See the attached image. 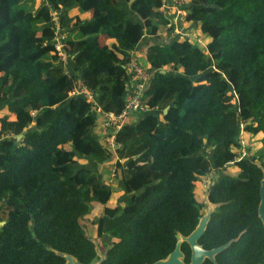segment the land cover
Returning a JSON list of instances; mask_svg holds the SVG:
<instances>
[{
  "label": "trees",
  "instance_id": "trees-1",
  "mask_svg": "<svg viewBox=\"0 0 264 264\" xmlns=\"http://www.w3.org/2000/svg\"><path fill=\"white\" fill-rule=\"evenodd\" d=\"M163 4L0 0V264L165 258L204 213V179L216 206L199 242L212 248L243 233L246 254L256 241L262 262L264 0H186L182 26L196 36L170 39ZM54 10L69 77L53 45ZM144 38L153 40L139 56ZM133 51L152 75L149 111L117 130L111 149L92 132L91 104L68 91L78 79L102 110L120 112ZM243 140L252 147L241 156ZM101 164L123 192L113 205Z\"/></svg>",
  "mask_w": 264,
  "mask_h": 264
},
{
  "label": "built area",
  "instance_id": "built-area-1",
  "mask_svg": "<svg viewBox=\"0 0 264 264\" xmlns=\"http://www.w3.org/2000/svg\"><path fill=\"white\" fill-rule=\"evenodd\" d=\"M185 2L186 0H170L168 2L164 0V10L171 15V19L166 27L174 26L169 32V39L174 37L196 36V33L190 27L182 26V18L186 14L182 7ZM51 14L54 30L53 45L57 52L59 62L65 67L64 73L69 77L70 71L66 67L72 56L66 50L64 41L65 30L59 24L60 12L54 10ZM125 67L129 75L124 92V106L120 112L102 110L98 105L97 93L88 89L85 85L80 84L78 79L68 91L69 97L80 96L91 104V109L97 114L96 123L92 132L111 149L118 146L115 141V132L125 123L133 122L137 117L149 111V107L143 102V96L151 83V72L141 64L135 51L131 53L130 59ZM242 145L244 150L241 152V156L245 155V149L248 150L249 148V145H245L243 141ZM222 172H225V170H222ZM114 173L113 170L111 175L113 176Z\"/></svg>",
  "mask_w": 264,
  "mask_h": 264
},
{
  "label": "water",
  "instance_id": "water-1",
  "mask_svg": "<svg viewBox=\"0 0 264 264\" xmlns=\"http://www.w3.org/2000/svg\"><path fill=\"white\" fill-rule=\"evenodd\" d=\"M160 72H164V70H161ZM168 107H165L163 109V113H165L167 111ZM259 195H260V200L258 203V207H257V214L258 217L260 218L263 228H264V170L262 173V179L260 181V187H259ZM212 209H208V211L206 212V214H204L199 222L198 225L195 227V229L186 237H183V239H185L190 247H191V251H192V255H191V262L189 264H199L202 261V258L204 256H207L210 259H213V255L219 251H221L222 249H224V247H226L227 243L215 247L213 249H209V250H205L203 248H201L199 246V244L197 243V240L199 239V237L203 234L207 222L209 220L210 214H211ZM0 224H3L2 221H0ZM180 243L181 241H178L174 247V249L168 254V256L165 259H159L156 260L152 263H147V264H183L179 257L181 256V251L179 249L180 247ZM96 250H98V247L96 248ZM65 262L64 264H83L79 261H77L75 258H73L71 255L69 254H65ZM264 259V256H263ZM90 264H97L96 262L90 263Z\"/></svg>",
  "mask_w": 264,
  "mask_h": 264
},
{
  "label": "flooded vegetation",
  "instance_id": "flooded-vegetation-1",
  "mask_svg": "<svg viewBox=\"0 0 264 264\" xmlns=\"http://www.w3.org/2000/svg\"><path fill=\"white\" fill-rule=\"evenodd\" d=\"M203 204H204V207H205V210H204V214H206V212L208 211V209H213L215 208V204L213 203H207L205 200L203 201ZM211 211V213H212ZM202 215V216H203ZM211 215V214H210ZM201 216V217H202ZM200 217V218H201ZM210 219V217H209ZM200 220V219H199ZM209 221V220H208ZM199 222V221H198ZM208 223V222H207ZM198 225V223H197ZM196 225V226H197ZM195 226V227H196ZM207 226V225H206ZM195 229V228H194ZM193 229V230H194ZM192 230V231H193ZM191 231V232H192ZM205 231V230H204ZM190 232V233H191ZM189 233V234H190ZM204 233V232H203ZM189 234L187 235H183V234H177V240L175 241V245L178 241H181L180 243V251H181V256L179 257L180 261L183 263V264H189L191 262V255H192V251H191V247L189 245V243L183 239V237H186L188 236ZM243 233H240L237 237H233V238H230L229 240H227L225 243H227L226 247H224V249H222L221 251L215 253L213 255V259H210L208 258L207 256H204L202 258V261L199 263V264H264V259H263V256H264V252H263V256H262V262H256V255L254 253L255 251V245H256V241H253L251 242V244L253 245V249H251V251L253 253H251L249 256L246 254V241H240V237ZM203 235V234H202ZM201 235V236H202ZM201 236L199 237V239L197 240V243L199 244V246L205 250H209V249H213L215 247H212V248H205L202 243H200V238ZM239 239V240H238ZM233 242H235L236 244L231 247L230 249H227ZM223 243V244H225ZM221 244V245H223ZM174 245V247H175ZM219 245V246H221ZM241 246V247H240ZM218 247V246H216ZM174 249V248H173ZM168 256V255H167ZM166 256V257H167ZM232 256H233V259H234V256L236 257L234 259V261L238 260V262H232ZM165 257V258H166ZM165 258H162V259H165ZM159 260V259H158ZM152 263V262H151ZM147 264V263H146Z\"/></svg>",
  "mask_w": 264,
  "mask_h": 264
},
{
  "label": "rangeland",
  "instance_id": "rangeland-1",
  "mask_svg": "<svg viewBox=\"0 0 264 264\" xmlns=\"http://www.w3.org/2000/svg\"><path fill=\"white\" fill-rule=\"evenodd\" d=\"M139 56H141V55L139 54ZM141 62H143V64H144L145 61H144L143 58L141 59ZM243 142H244L245 145H249L248 150H250V148L252 147V143H248L245 140H243ZM243 150H244V148H243ZM243 150H242V152H243ZM248 150L245 149V151H246L245 154L249 152ZM111 169L114 170V172H115L116 167H114V165H113L111 167ZM109 171L110 170H107L105 172V175H108L109 174ZM227 171L233 173V171H235V169H233V168L226 169L225 173H228ZM109 178H110V176H109ZM210 182H211V180H208V179H204V181H203V186H202V190H201V193H200V197H201L202 200H204L205 197H206L205 194H206V191L208 190V186L210 185ZM110 187L112 189V194H111V201L108 204L109 205H113V204H115L116 201L119 200V198L122 196L123 192H122V190L119 189L118 183H117L116 179L113 178V177H111V180H110ZM94 204H96V203H94ZM96 208H99L100 209L101 208V205L100 204H97L96 205ZM88 225H89V222H87V226ZM88 231H89L90 234L93 235V232L95 231V227L93 225H90L88 227Z\"/></svg>",
  "mask_w": 264,
  "mask_h": 264
},
{
  "label": "crops",
  "instance_id": "crops-1",
  "mask_svg": "<svg viewBox=\"0 0 264 264\" xmlns=\"http://www.w3.org/2000/svg\"><path fill=\"white\" fill-rule=\"evenodd\" d=\"M168 1H170V0H167V2H168ZM74 10L77 11L78 9H74ZM168 35H169L168 33L161 32V37H162V39H169V38H168ZM151 40H153V39H151V38H144V39L142 40V43L139 44V49H138L139 51H138V52H139L140 55H141V53L144 52V49H145V48H144V47H145L144 45H146L147 43H149ZM101 41H104V38H103V37L101 38ZM101 165H102L101 168H102V170H103V171H102L103 176H105V177H106V178H105L106 181L110 183L111 178H108V175H105V165H107V163H106L105 165H104V164H101ZM87 166H89V167H91V168H93V169L98 168V166H97L94 162H88ZM219 174H221V173H219ZM205 195H206V194H205ZM204 200H205V199H204ZM204 200H203V201H204ZM205 201H206V200H205Z\"/></svg>",
  "mask_w": 264,
  "mask_h": 264
}]
</instances>
